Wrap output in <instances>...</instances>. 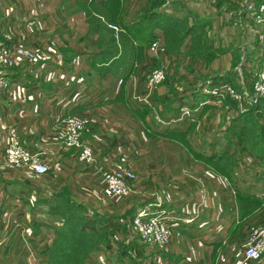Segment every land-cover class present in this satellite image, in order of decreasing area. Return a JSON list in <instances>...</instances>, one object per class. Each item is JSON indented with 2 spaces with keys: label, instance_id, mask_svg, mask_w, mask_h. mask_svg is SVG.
<instances>
[{
  "label": "crops",
  "instance_id": "obj_1",
  "mask_svg": "<svg viewBox=\"0 0 264 264\" xmlns=\"http://www.w3.org/2000/svg\"><path fill=\"white\" fill-rule=\"evenodd\" d=\"M153 1L0 0V33L12 37L3 41L22 42L39 54L37 62L18 61L7 69L11 86L0 93V139L2 145L19 139L51 165L45 175L0 169V264H51L48 253L63 224L64 200L82 206L84 215L109 233L89 264H117L118 253L120 264H264L244 260L251 230L264 224V155L243 149L246 138L236 134L191 133L208 113L216 115L215 84L235 77L240 67L254 71L246 58L257 44L250 24L234 22L242 41L235 50L245 55L239 67L227 68L231 75L175 84L176 91L169 83L150 87L142 72L158 61L153 43L167 35L164 17L192 21L184 38L189 39L223 18L240 16L244 0H159L150 7ZM203 18L211 20L201 23ZM107 22L124 29L120 42ZM133 31L151 40L140 41ZM68 115L86 121L83 136L92 143L94 163L80 161L75 149L55 139ZM143 139L157 151L143 153ZM133 162L150 163L151 175L115 210L116 200L103 199V172ZM161 208L181 231L168 249L121 243L127 240L121 232H129L138 210Z\"/></svg>",
  "mask_w": 264,
  "mask_h": 264
},
{
  "label": "rangeland",
  "instance_id": "obj_2",
  "mask_svg": "<svg viewBox=\"0 0 264 264\" xmlns=\"http://www.w3.org/2000/svg\"><path fill=\"white\" fill-rule=\"evenodd\" d=\"M156 1L157 3L160 2L159 0ZM156 1L151 2L150 7L156 5L157 4ZM224 6H226V4ZM223 19L224 20H221L222 22H217L215 25L211 24V27L208 28L207 30L203 29L200 32H196L192 36V38L189 39H182L183 34H181L182 33L181 31L188 23H191L192 21L189 22L183 21L184 24H182L181 27L182 30H180V32L171 35H166V37H164L163 39L161 40L159 39L158 42L159 44L156 46L157 50L153 49L152 52L153 56L155 55V57H158V61L153 65H147L146 67L143 68L142 71L144 77H147L149 86L154 88L162 84L167 85V83L173 86L176 84V85H181L183 87L184 85L187 86L188 84L196 85V81L198 80L204 79L209 82V80H211L213 76L219 75L221 72H226L227 68L235 69L239 67L240 62L244 59L245 54L244 51H241V49L235 50L236 48H238L239 45H241L242 41L240 42V32H239L240 27L234 22L236 20V22H239L240 25L243 27L245 22L246 24H248V20L238 15L237 16L235 15V17L230 16L227 19L225 18ZM210 20H211L210 18H203L200 20V22L206 23ZM108 24L116 25L118 27V31L116 32L115 29L110 28ZM106 25L108 28L112 29L114 33L113 35L114 39L120 42L121 33L124 31V29H122L118 24L115 23L107 22ZM116 33L118 34V36H116ZM133 33L136 34L134 35L136 36V39H139L140 41H141V37L147 34V33L140 34L139 31H133ZM1 37L3 40H8L9 38H12L10 34L6 33V31L3 34H1ZM18 37L22 38L21 35ZM255 39L257 42V44L254 45L256 46V48H254L255 51L250 48L251 51L249 50L248 54L246 52V58H248L249 62L254 65V71H252V69L250 67H247L246 65L244 67H240L238 72L234 73L236 75L235 77H231V78L229 77V79L222 78L223 80L221 81V83L215 84L212 87V89L215 88L221 89L217 91L219 96L218 102L220 104L215 111L216 115L212 113H208L207 116H205L206 117L205 121H202V124L200 126H196L192 128L191 133L196 137H201V135H205L206 138L213 137L214 134L216 135L220 134L219 138H221L223 134L229 133V131L231 130V128L234 127V125H242L244 127V132L246 136L245 144L248 146L242 148L245 150L248 149L249 152H251L252 149L254 151V154L260 156V155H264V97L258 100L253 97L255 78L260 67V63L258 61L260 51L257 48L258 46L257 36L255 37ZM134 41L136 42L137 40ZM197 51H204V52L198 54ZM253 51L256 52L255 56L253 55L254 53ZM35 52L38 54L37 51ZM173 55H177L174 63L173 61H170ZM184 56L186 58H184ZM156 69L163 70L166 73V78L161 83L152 85L149 83V76ZM226 73L229 75L232 74V72L230 71H227ZM176 77L179 78L176 79ZM212 82L213 81H211L210 83ZM229 88H230V94H229ZM174 89L176 91H179L177 87L175 88V86ZM217 93H213V94L217 96ZM185 111H188V109L186 108ZM190 111L191 110L189 109V112ZM86 130H88L87 124H86ZM85 132L86 131L83 132L81 136V140L88 141L92 145L90 140L84 138L83 135ZM151 142L152 141L150 140L148 141L147 139H143L141 141V143H143L142 146L143 153L151 154L153 153V151L155 152L157 151V149L151 145ZM222 143L224 146L226 145L225 142ZM151 149L153 151H151ZM131 164H132L131 166L132 168L130 167L129 169L133 170L138 177L137 181L134 184L133 191L130 194V196H133L135 195L136 189L138 188L137 186H139L140 184L141 178L143 177L148 178L149 175L151 174H150V163L133 162ZM122 168H127V167H122ZM223 180L225 182L227 181V183L229 182L228 177L227 178L224 177ZM130 196H128L129 198L124 199V197L110 198L105 195L103 199L107 202L111 201V199L116 200L117 208L115 210H117L118 207H122V206L124 207L126 205V202L124 201L130 199ZM100 207L102 209L104 208V206H100ZM71 211H73V209L70 208L69 206L68 207L65 206V208L63 209L61 213V215L63 216L61 217L63 219V224L65 223L64 221L66 216L68 217L72 216L71 213L73 212ZM119 212H120L119 210L113 211V214L116 215ZM134 216L135 215H133L132 217L134 218ZM63 227H64L63 237L68 240V243L66 241V245L72 246L76 249L78 254L75 258L76 260L75 262L80 264L81 263L80 260H82V258L85 256V253L89 248V246L92 244L93 240L89 238L86 239L84 237L78 238V240L73 239L72 230H74L75 227H71L70 225L69 227H65V226ZM122 230L125 231L124 228ZM121 236L124 237L123 239H127V240H120L121 243L125 246L133 242V243H140L143 246L150 247L143 241L141 234H139L137 231L134 230L132 220L130 223L129 232L127 233L121 232ZM115 242H117L115 245V247L117 248L119 242L118 240H116ZM100 244H102V242ZM150 248H155V247H150ZM114 252H117V250L114 249ZM108 253L110 254L111 252ZM113 257L116 263L120 264L119 260L122 259V256H120L118 253ZM89 259L88 261H90ZM97 260H99V263H101L100 259ZM261 262L264 263V261Z\"/></svg>",
  "mask_w": 264,
  "mask_h": 264
},
{
  "label": "built area",
  "instance_id": "obj_3",
  "mask_svg": "<svg viewBox=\"0 0 264 264\" xmlns=\"http://www.w3.org/2000/svg\"><path fill=\"white\" fill-rule=\"evenodd\" d=\"M244 13L250 24V30L257 36V48L260 51L258 58L260 67L256 74L253 94V97L258 100L264 97V0L242 1L239 14L243 17ZM108 25L116 32L118 31L116 25ZM116 36H118L117 33ZM158 44V41L153 43L154 46ZM38 59L39 55L34 50L27 48L22 42L13 45L7 44L0 35V93L9 91L11 86L7 69L16 66L18 61L37 62ZM165 78L166 73L156 69L149 76V83L152 85L159 84ZM219 90L221 89L215 88L212 93H217ZM217 97L219 98L218 93ZM84 131H87L86 121L77 115H68L57 130L55 139L63 147L75 149L80 161L92 164L95 161L94 149L88 141L81 140ZM3 167L28 169L36 175H45L50 171L51 165L40 160L19 139L11 138L6 145H2L0 139V169ZM102 177L103 192L110 198L130 196L138 179L137 174L129 168L107 170L103 172ZM172 218L164 208L155 212L140 209L132 218V223L134 230L141 234L143 241L148 246L162 251L168 249L174 237L181 234L180 230L174 229V226L171 225ZM244 260L264 261V224L251 230L245 245Z\"/></svg>",
  "mask_w": 264,
  "mask_h": 264
},
{
  "label": "trees",
  "instance_id": "obj_4",
  "mask_svg": "<svg viewBox=\"0 0 264 264\" xmlns=\"http://www.w3.org/2000/svg\"><path fill=\"white\" fill-rule=\"evenodd\" d=\"M182 24H184V22L179 19H175L174 21L164 17L163 21H162V25L165 27L166 29V33L167 35H171L174 33H178L180 32ZM199 25H197L196 27H198ZM196 27L192 28V30H194ZM189 29L188 24L183 28V30L181 31L183 34L182 39H184V37L188 34L186 29ZM190 30V29H189ZM186 31V32H185ZM135 34V33H133ZM133 36V35H132ZM144 40L146 38H148L149 40H151V36L149 34H146L145 36L142 37ZM152 44V43H151ZM198 54H201L204 51H197ZM230 134H236L238 138H246L245 136V132H244V127L242 125H238V129L235 128V125L233 128H231V130L229 131ZM223 165H226V162H222ZM220 165V164H219ZM63 208L62 210H60V212L62 213L63 209L66 207H70L73 209V213L71 217L66 216L65 218V223L58 227L57 229V235L54 239L53 245L52 247L49 249V253H48V259L50 261L51 264H78L77 262H75V258L78 254V252L76 251V249L72 246H67L66 245V241L68 243V240L66 238L63 237V229L65 227H69V225L71 227H75L74 230H72L73 232V239H77L78 238H86V239H91L93 240L92 244L89 246V248L87 249L85 256L82 258V260H80V264H89L88 263V259L90 257V255L93 253V251H95L100 243H104L108 240V235L109 233L107 232L106 229H104L103 227L99 226L96 222L89 220L85 215H84V208L82 206H75L73 204H71L68 201L63 202ZM51 206H55L54 204H51ZM59 211V209H57ZM69 224V225H68ZM97 238V239H95Z\"/></svg>",
  "mask_w": 264,
  "mask_h": 264
}]
</instances>
